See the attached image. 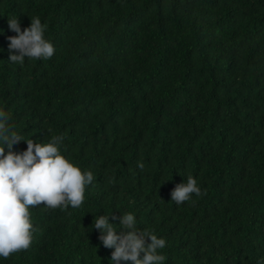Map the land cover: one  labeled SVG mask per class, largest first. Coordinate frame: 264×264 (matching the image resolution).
<instances>
[{
    "label": "trees",
    "instance_id": "1",
    "mask_svg": "<svg viewBox=\"0 0 264 264\" xmlns=\"http://www.w3.org/2000/svg\"><path fill=\"white\" fill-rule=\"evenodd\" d=\"M12 17H39L53 56L9 62ZM0 31V110L95 177L78 208H30L0 264H110L93 218L125 212L165 264H264V0H0Z\"/></svg>",
    "mask_w": 264,
    "mask_h": 264
},
{
    "label": "clouds",
    "instance_id": "2",
    "mask_svg": "<svg viewBox=\"0 0 264 264\" xmlns=\"http://www.w3.org/2000/svg\"><path fill=\"white\" fill-rule=\"evenodd\" d=\"M7 24L9 31L15 33L8 37L9 62L23 64L25 58L53 56L55 48L45 38L46 25L39 17H33L23 30L16 17L8 18ZM63 140L62 135L52 136L44 143L25 139L10 123V115L0 110V258L6 259L30 246V208L41 203L51 209L78 208L84 201L85 188L95 177L62 155ZM20 142L26 144V149L15 151L14 145ZM138 167L143 168V164ZM200 192L197 180L189 176L174 187L170 197L179 205ZM109 219L110 214L95 215L91 226L99 232L100 244L112 249L110 264H165L166 256L159 251L165 248V239L151 230L139 229L134 213L120 215L119 230Z\"/></svg>",
    "mask_w": 264,
    "mask_h": 264
}]
</instances>
